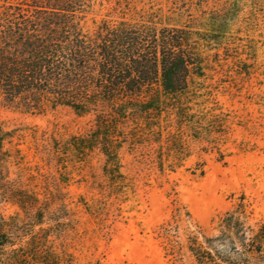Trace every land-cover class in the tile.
<instances>
[{
	"label": "trees",
	"instance_id": "trees-1",
	"mask_svg": "<svg viewBox=\"0 0 264 264\" xmlns=\"http://www.w3.org/2000/svg\"><path fill=\"white\" fill-rule=\"evenodd\" d=\"M29 1L32 16L0 0V106L24 115L66 109L90 120L86 134L64 144L71 159L82 162L96 151L104 158L102 174L122 181L118 159L128 143L158 174L184 169L202 177L207 158L225 165L232 150L255 149L231 137L236 129L253 136L256 128H264V93L245 87L257 50L264 46V30L255 31L254 12L240 20L237 0L187 23L172 3L166 10H135L134 19L116 21L110 14L96 19L103 6L98 0ZM79 4L84 10L75 9ZM38 5L46 6V15L37 12ZM235 23L243 24L244 37L232 33ZM229 65L233 82L222 80ZM225 97L240 100L242 108H223L219 100ZM250 106L258 108L260 117L252 119ZM9 138L0 127V264H70L51 248L27 249L24 257L9 250L13 239L56 240L71 223L63 222L70 212L63 202L55 204V193L25 186L19 176L10 179L11 168L19 169L22 158L18 151L5 150ZM195 159L193 168L186 169ZM235 197L232 208L215 222L213 235L184 227L182 242L178 224L189 215L176 209L173 223L156 233L165 256L173 264H185L184 252L189 264H264V222L254 217L244 195ZM4 204L16 207L24 220H6Z\"/></svg>",
	"mask_w": 264,
	"mask_h": 264
},
{
	"label": "rangeland",
	"instance_id": "rangeland-1",
	"mask_svg": "<svg viewBox=\"0 0 264 264\" xmlns=\"http://www.w3.org/2000/svg\"><path fill=\"white\" fill-rule=\"evenodd\" d=\"M3 1L10 9L25 16L35 13L28 7L31 6L29 0ZM105 1L108 0L97 1L103 5L101 10L96 8V11L100 10L97 20L109 14L116 21L134 19L135 10L160 6L165 9L172 3L184 12L181 20L187 23L201 13L224 10L228 5V0H109V5ZM237 2L238 9L235 10L240 13V20L254 12V24L259 25L255 31L262 34L264 0ZM84 8V4L75 7L78 10ZM113 9L116 11L112 13ZM47 11L45 5H38L39 14L46 15ZM242 25L234 24L232 33L235 36L244 37ZM256 56L255 70L245 87L261 94L264 93V46H260ZM227 71L222 80L233 82V67L229 65ZM239 96L243 100L245 90ZM240 100L231 102L225 97L219 100V105L238 110L242 108L238 104ZM249 112L252 119L260 117L256 106H250ZM0 127L11 135L5 150L13 154L18 151L22 158L19 169L11 168L10 179L19 176L25 186L48 188L59 200L55 204L63 202L70 212L63 222L71 223L62 229L56 240L51 237L46 243H33L29 237L13 239L9 250H17L23 257L27 249L38 248L40 252L51 248L54 254L68 259L70 264H173L170 257L165 256L161 240L157 239L159 228L173 223L175 210L181 208L188 213L189 219L178 224L180 242L184 227L190 231L198 227L204 235L211 236L215 222L234 205L232 195H244L252 206L254 217L264 222V128H256L253 136L242 129L234 130L232 140L248 142L255 149L250 152L232 150L225 165L215 164L207 158L202 177L184 169L175 174H158L140 159L141 150L131 151L126 143L118 159L120 181L102 174L104 158L98 152L88 154L84 161L78 162L64 150L70 137L83 136L91 128L90 120L78 119L66 109L24 115L0 106ZM195 161L188 163L186 169H192ZM54 207L52 205L51 209ZM1 213L6 220L17 216L19 221H16L22 222L25 218L9 204L1 207ZM183 255V262L189 264L188 255L185 252Z\"/></svg>",
	"mask_w": 264,
	"mask_h": 264
}]
</instances>
